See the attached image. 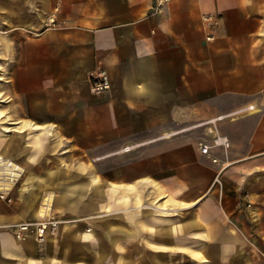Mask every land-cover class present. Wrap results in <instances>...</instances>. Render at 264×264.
I'll use <instances>...</instances> for the list:
<instances>
[{"label":"crops","instance_id":"0c3cea01","mask_svg":"<svg viewBox=\"0 0 264 264\" xmlns=\"http://www.w3.org/2000/svg\"><path fill=\"white\" fill-rule=\"evenodd\" d=\"M152 7L0 0L2 126L21 132L9 154L34 157L37 177L0 203V239L36 219L27 206L43 189L55 216L77 219L44 244L24 240L27 259L0 241V264H65L101 247L115 264H264V0ZM101 69L110 89L92 95ZM49 125L35 149L28 129ZM86 226L89 242L76 236Z\"/></svg>","mask_w":264,"mask_h":264},{"label":"built area","instance_id":"2783aa9c","mask_svg":"<svg viewBox=\"0 0 264 264\" xmlns=\"http://www.w3.org/2000/svg\"><path fill=\"white\" fill-rule=\"evenodd\" d=\"M172 0H153L152 12L156 15H160L164 8ZM210 17H205L204 20H209ZM50 23L53 25L54 22L50 19ZM110 78L108 73L101 69L95 78L92 79L90 83V93L92 95H101L106 93L110 89ZM203 154L207 153V148L202 146L200 148ZM8 160L0 157V203H11L9 195L15 188V186L21 181L22 173L15 171L13 174H10V171L6 165L12 164L7 163ZM46 192L41 195L39 202L38 212L39 217L34 221L30 222H19L13 225L14 228V237L19 241H24L28 238H32L37 244H44L47 235L54 233L58 226L60 225L59 217L53 214V199L50 197V193Z\"/></svg>","mask_w":264,"mask_h":264},{"label":"bare ground","instance_id":"6f19581e","mask_svg":"<svg viewBox=\"0 0 264 264\" xmlns=\"http://www.w3.org/2000/svg\"><path fill=\"white\" fill-rule=\"evenodd\" d=\"M3 97H0V103L3 102ZM7 121H4V116L2 115L1 111H0V147L3 145V148L0 150V157L4 158L6 160H8L9 162L7 163H12V164H7L6 166L10 171V174H13L15 171H19L22 173V179L24 180V183L22 184L26 190H30L34 189V186H31V184L33 183V181H35L37 179V177L35 175H32V173H29L28 170V164L27 163H31L34 162V157H28L27 161H18V159H16V157L13 156V152H11V154H9L10 151H14L13 147L10 146L12 143H8V139L10 137L9 134L12 133H21L20 131H18L17 128H8V127H4L2 125H6ZM11 125H17V124H11ZM54 127L53 126H45V127H37V126H33L31 128H29V132L34 133V136H30L27 138L28 141H32V145L35 147V149L39 150L41 149L42 145H43V141H44V136L50 138L53 136L54 134ZM43 136V137H42ZM6 142V143H5ZM2 143V144H1ZM23 152L18 153V155H22ZM50 193V194H49ZM49 195L50 197L53 199L55 198L54 193H51L49 191ZM40 195H38V192H32L31 193V201L29 200L28 206H27V210L28 211H32L33 212V216L34 218H38L39 217V213L38 212V208H39V203L38 201L41 199V197L39 198ZM40 202V201H39ZM38 204V205H37ZM136 206H140L141 202L138 199L136 201ZM5 223V218L3 216H0V226H2ZM3 228H5L3 226ZM78 239H81L85 242H89L91 239H94L95 236H92V232L91 230H84L83 232H80L79 234H76ZM53 240V237H50V241ZM1 242H6V244L4 245V249H2V251H4L5 254H7V256H13L15 257V255H13V252H16L17 255L20 258H26L29 257L31 252H32V244L31 242L28 241H19L15 238V240L9 238L8 236H2V238L0 239ZM11 248L12 250H8ZM156 248H153L154 250H159L161 247L160 246H154ZM28 255V256H27ZM27 259V258H26Z\"/></svg>","mask_w":264,"mask_h":264},{"label":"rangeland","instance_id":"374dc122","mask_svg":"<svg viewBox=\"0 0 264 264\" xmlns=\"http://www.w3.org/2000/svg\"><path fill=\"white\" fill-rule=\"evenodd\" d=\"M5 44H6V41L3 42V48H5V46H4ZM0 46H1V43H0ZM1 60H4V59L0 58V62H1ZM5 72H6V69L2 68L0 66V96L1 97H4L3 94L1 93V92L4 93V91H1V87H2V83H4V81H5V76H6ZM25 180L26 179L19 181V183L15 186L12 193L9 195L10 200L13 198L15 193L18 192L19 188L22 186V184L24 183ZM49 191L51 193H54V191L51 189H43L40 192L38 191V195H40L39 198L41 197L42 194L49 192ZM27 200H28V198L25 201H27ZM39 201H38V203H39ZM21 208H22V206H21ZM53 210H54V207L52 208V211ZM3 213H5V215L9 218V221H10V222H8L9 224L16 222V220L18 219V217L15 215L16 213H14V211L11 210V207H9V208L7 207L6 211H4ZM53 214L55 215L54 212H53ZM57 217H58V215H57ZM58 220H60V226H61V224H64L67 222H73V221H76L77 219H66L63 217H59ZM6 227L9 228L10 226H6ZM85 229L91 230L92 232H94V230L91 226H86ZM101 239L103 241L104 237H101ZM78 252H79V256H80L79 258L72 260V262H70V260L67 257L65 264H75L76 262H80V264H115L114 260L111 258V252L109 251V249H106V248L101 247L100 256H96V257H92L90 255V252L87 250L82 249Z\"/></svg>","mask_w":264,"mask_h":264}]
</instances>
